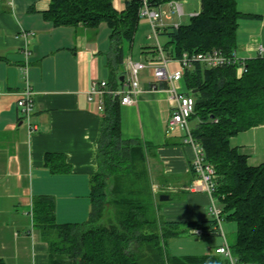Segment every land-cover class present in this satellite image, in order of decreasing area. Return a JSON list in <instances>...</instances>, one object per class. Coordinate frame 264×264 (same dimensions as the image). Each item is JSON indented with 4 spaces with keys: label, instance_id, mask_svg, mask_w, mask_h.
<instances>
[{
    "label": "crops",
    "instance_id": "obj_1",
    "mask_svg": "<svg viewBox=\"0 0 264 264\" xmlns=\"http://www.w3.org/2000/svg\"><path fill=\"white\" fill-rule=\"evenodd\" d=\"M112 1L119 12L127 8L128 0ZM237 4L243 14L253 16L239 20L236 54L241 59L257 57L260 47L264 48V0H238ZM49 8L50 0H0V258L6 264H49V243L42 231L30 228L34 198L50 195L55 199L58 223L86 222L91 210V176L99 170L104 112L88 97L94 78L110 80L111 32L103 38V23L98 28L55 26L45 16ZM172 18L163 17L165 27L175 26ZM147 22H140L137 31ZM138 32L126 64L129 58L143 62L159 58L154 54L155 41L145 44ZM163 32L160 36L166 43L169 39ZM135 39L142 46L137 58ZM170 67L176 70L180 65L172 62ZM107 74L108 79L102 78ZM27 84L35 97L31 120L38 130L34 132L17 104ZM154 84L152 67H147L141 72L134 103L121 105L122 136L148 144L158 217L181 222L180 228L188 229L189 222L211 218V197L188 189L196 178L194 152L184 142L185 128L168 132L172 114L168 92L153 88ZM180 86L184 92L183 81ZM231 144L248 156L251 165L262 164L264 125L238 133ZM49 153L64 155L70 172H52L46 165ZM163 194L170 199L161 201ZM159 202L167 203L160 206ZM222 244H215L211 253Z\"/></svg>",
    "mask_w": 264,
    "mask_h": 264
},
{
    "label": "trees",
    "instance_id": "obj_2",
    "mask_svg": "<svg viewBox=\"0 0 264 264\" xmlns=\"http://www.w3.org/2000/svg\"><path fill=\"white\" fill-rule=\"evenodd\" d=\"M149 1L160 7L185 0ZM199 1L201 10L188 23L163 29L162 35L169 39L162 44L164 53L173 60L181 59L184 53L192 56L215 50L233 57L239 20L253 15L243 14L238 0ZM141 5V0H128L127 8L119 12L112 0H50L45 16L55 26L98 28L107 22L111 28L109 82L116 84L125 74L121 67L128 53L126 44L130 51L140 24ZM153 48L159 56L158 47ZM239 61L244 62L246 71L240 72V63L210 68L194 62L184 71L183 86L184 92L196 99L190 118L196 125L191 130L215 169L214 195L224 205L222 218L237 226L236 239L228 242L232 256L238 264H264V162L251 165L248 156L231 144L238 133L264 125V55ZM103 112L99 170L91 176L88 220L58 223L52 196L33 200L34 224L50 246L49 264H231L216 251L203 256H164V238L178 236L182 223L149 216L148 209L152 205L157 210V205L148 144L123 138L120 98H106ZM46 165L52 172H70L62 154H47ZM187 225L191 231L201 229L202 235L221 234L212 216ZM48 232L55 234L54 241L46 239ZM0 264H6L5 260L0 258Z\"/></svg>",
    "mask_w": 264,
    "mask_h": 264
},
{
    "label": "built area",
    "instance_id": "obj_3",
    "mask_svg": "<svg viewBox=\"0 0 264 264\" xmlns=\"http://www.w3.org/2000/svg\"><path fill=\"white\" fill-rule=\"evenodd\" d=\"M142 5L139 10L140 18H144L149 21L152 29V33L149 35V39L154 40L160 53L159 58L156 60H150L149 62L134 61L129 58L127 61V70L124 74V79L116 84H111L104 79L94 78L91 85L90 95L88 100L94 103L98 110L103 111L105 109L106 98L112 99L120 98L121 105H129L134 103V96L139 92L141 82V72L147 67H152L153 88L162 89L168 92L169 100L171 103L172 114L168 123V132L178 129L180 127L185 128L186 134L184 137L185 144L192 147L194 156L192 161V167L194 168L196 178L192 185L188 188L192 192H206L211 197V204L209 207L210 215L216 220V229L223 234L224 243L222 246L216 248L217 254L225 255L229 258L231 264H238L232 256L231 250L226 236L223 233V218L222 210L216 205L215 191H216V175L213 165H211L205 156L203 146L194 138L191 127L190 118L195 112L196 99L186 94L181 89V82L183 81V75L186 68H191L194 62H199L210 68H217L228 66L231 64L240 63V59L237 54L233 57L225 55L222 51L215 50L206 53H198L190 56L184 53L181 59L173 60L169 58L163 51V46L160 42V34L165 25L163 22V14L160 7H153L149 0H141ZM181 1H171L169 5L172 6L173 14L184 15V9ZM178 25H176L177 27ZM29 35V33H24ZM30 34H34L33 32ZM28 51L26 52V54ZM260 55H264V48L261 46L259 50ZM172 62H178L180 67L176 70H172L170 65ZM241 64L240 72L246 71V67ZM162 84H166L165 87H161ZM18 107L21 109L24 115V121L29 127L31 132L37 131L38 126L32 124V115L35 109V97L34 92L29 84L20 93V97L17 101ZM196 235H202L201 229H193L191 231Z\"/></svg>",
    "mask_w": 264,
    "mask_h": 264
},
{
    "label": "rangeland",
    "instance_id": "obj_4",
    "mask_svg": "<svg viewBox=\"0 0 264 264\" xmlns=\"http://www.w3.org/2000/svg\"><path fill=\"white\" fill-rule=\"evenodd\" d=\"M183 6V9L185 11V14L180 16L179 14H173L172 12L174 11V9L172 8V6L169 5V3L164 4V6L161 8V12L163 14V17L168 18L173 17L172 18V22H174L172 25H180V24H185L188 23L190 21V18L192 15L195 14L196 11H198L201 8V4L199 0H185L180 2ZM127 4V2H126ZM145 21L144 18L140 19V22ZM142 30L141 31H137L138 32V36L143 35L144 39H145V44H153L154 40H149L148 39V35L150 33H152V29H151V25L150 23L147 22V25H141ZM139 29V28H138ZM103 38L105 36H109L111 29H110V25L107 22H103V27L100 29ZM136 32V33H137ZM139 41H141V37H139ZM139 41L138 39H135V43H134V47H133V55L135 56V58H137L139 56V54L141 53V49L142 46H139ZM160 41L165 44V40L162 36H160ZM148 45V46H149ZM126 49L128 50V44H126ZM121 70L125 71L126 74V70H127V64L125 63L122 67ZM146 73H150V70L147 69L145 71ZM102 78L108 79L109 78V74L107 75H103ZM196 123H192V127H195ZM175 196L173 195L172 198H174ZM216 200V205L220 210H223L224 205L221 201H219L218 199ZM167 202H159L160 206H163L164 204H166ZM210 207V206H209ZM162 208V207H161ZM148 213L149 216L152 218H157L158 216H160L159 212H157V210L155 208L151 207L148 209ZM211 216V215H210ZM159 219V217H158ZM161 219H163L161 217ZM160 220V219H159ZM223 233L226 236L228 242H233L236 239L237 236V226L236 223L233 221H228L223 219ZM35 230H40L39 226L33 223L31 224V227ZM181 229V233L178 236H174V237H166L164 238V242H163V251H164V256L166 255H175V256H203V255H207L210 254L213 250L212 247L219 243L222 242L224 243V237L223 234L220 235H195L191 232V230H188L186 227L182 226ZM48 241H54L55 239V234L53 232H48V236L47 238ZM214 249V248H213Z\"/></svg>",
    "mask_w": 264,
    "mask_h": 264
},
{
    "label": "water",
    "instance_id": "obj_5",
    "mask_svg": "<svg viewBox=\"0 0 264 264\" xmlns=\"http://www.w3.org/2000/svg\"><path fill=\"white\" fill-rule=\"evenodd\" d=\"M123 79H124V76L122 75L121 78H120V80L122 81ZM169 199H170V196L169 195H164L163 194V195L160 196V200L161 201H167Z\"/></svg>",
    "mask_w": 264,
    "mask_h": 264
},
{
    "label": "bare ground",
    "instance_id": "obj_6",
    "mask_svg": "<svg viewBox=\"0 0 264 264\" xmlns=\"http://www.w3.org/2000/svg\"><path fill=\"white\" fill-rule=\"evenodd\" d=\"M233 255V254H232Z\"/></svg>",
    "mask_w": 264,
    "mask_h": 264
}]
</instances>
